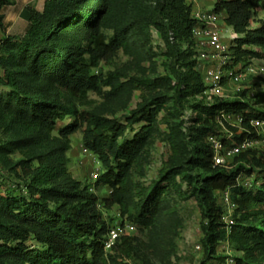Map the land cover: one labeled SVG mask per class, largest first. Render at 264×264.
Here are the masks:
<instances>
[{"label":"trees","instance_id":"trees-1","mask_svg":"<svg viewBox=\"0 0 264 264\" xmlns=\"http://www.w3.org/2000/svg\"><path fill=\"white\" fill-rule=\"evenodd\" d=\"M263 1L215 0L213 10L225 15L226 24L238 34L230 45L233 64L264 55L249 49L264 50V20L251 27ZM14 2L0 0V26L3 7ZM134 2L45 0L42 11L28 9L29 26L23 36L1 40L0 158L8 161V171L20 182L12 190L3 191L0 185V264H118L112 252L129 255L133 238L121 236L107 253L111 227L103 209L116 205L121 223L151 226L168 207L166 194L181 190L178 176L201 209L204 261L226 264L217 248L228 242L240 253L233 264H264V161L253 152L237 156L235 167L214 165L208 140L223 134L218 122L222 112L241 113L249 127L247 119L264 120V111L248 102L205 100L193 36L197 22L189 0H136V6ZM117 5L124 13L108 36L105 24ZM152 30L164 44L165 74L121 81L116 72L95 73L102 59L135 35L136 52L149 59ZM132 88L144 95L125 122L81 108L90 91L110 99ZM161 90L172 92V97L167 99ZM186 109L190 120H178ZM162 110L169 158L156 182L136 187L132 169ZM77 131L102 167L94 185L111 189L106 203L68 168L70 136ZM247 135L235 138L240 141ZM16 153L22 156L10 161ZM255 167L262 169V182L249 188L242 176ZM228 190L235 207L230 223L217 200V191Z\"/></svg>","mask_w":264,"mask_h":264},{"label":"rangeland","instance_id":"rangeland-1","mask_svg":"<svg viewBox=\"0 0 264 264\" xmlns=\"http://www.w3.org/2000/svg\"><path fill=\"white\" fill-rule=\"evenodd\" d=\"M189 2L199 9L212 10L214 7V0H189ZM134 3L136 6V0ZM123 9V6L117 5L116 11L106 22L105 32L108 36L113 34L112 24L115 19H119L122 12L124 13ZM262 20H264V1L252 19L251 27H258ZM226 30L227 28L225 27L224 40L231 43L228 38L232 36L233 30L228 29L227 32ZM234 37H238V34ZM148 48H151V57L149 59L137 53L135 35L131 37L126 46L119 48L107 58L102 59L95 73L99 71L105 74L116 72L119 74L121 81H128L136 77L154 79L158 75L165 74V48L161 36L156 30H152L151 43ZM249 49L264 54L263 48L252 46ZM196 50L201 64H211L208 61V57L211 56L209 51L201 46H196ZM230 61L232 63L230 62L226 68L234 67L231 56ZM240 64L243 66L251 64L255 68L256 73L247 75L241 82H228L218 94L211 98L206 95L205 100L213 102L215 99H224L230 102H248L264 111V96L262 95L264 94V55L248 56ZM0 73H2L1 69ZM108 89L109 87H104V90ZM160 92L167 94L163 90ZM143 95L142 90L132 88L109 99L94 91H90L88 92L86 103L81 108L94 110L106 117L118 118L125 122L126 117L142 101ZM171 97L172 92L166 95L167 99ZM167 106L170 107L171 102H168ZM178 116V120H186L187 122L191 118V111L186 109L185 113H179ZM218 122H220L222 133L230 136V142L236 141L235 136L238 134L234 130L239 129V126H233L223 118H218ZM154 125L153 136L132 169V177L136 187H147L156 182L170 155V147L165 140V134L168 129L165 123L164 110L159 113L157 122ZM70 138L73 142V150L71 149L68 153L70 160L68 168L70 172L75 178L80 179L84 185H89L92 191L100 197V200L106 203L111 189L94 185L97 177H93V174H100L102 169L100 163H97L93 156L83 153L81 131L73 133ZM21 156L20 153H16L10 155L9 159L14 162ZM8 166V161L0 158V185L3 191L15 189L16 184L20 182L14 171H8ZM235 166L236 159L226 168ZM261 170L260 167H255L252 174L246 173L242 176L244 184L249 188L255 185L259 186L263 177ZM178 182L182 185L181 190L174 188L166 194L165 200L168 207L159 215L156 221L151 226L139 227L136 225V228L131 231L130 236L133 238L134 250L129 255L122 252H112V254L116 255L118 264H224L219 260L204 261L201 246L203 238L201 209L197 200L190 196L182 176H178ZM217 200L225 211L224 219L226 222H232L235 207L231 199V192L229 190L226 192L217 191ZM103 212V217L111 228L122 221L118 214L119 208L116 205L106 206ZM198 246L201 247L198 248ZM106 251L111 253L110 250ZM217 251L226 260V264H233L234 257L240 254L228 242L221 243Z\"/></svg>","mask_w":264,"mask_h":264},{"label":"built area","instance_id":"built-area-1","mask_svg":"<svg viewBox=\"0 0 264 264\" xmlns=\"http://www.w3.org/2000/svg\"><path fill=\"white\" fill-rule=\"evenodd\" d=\"M192 15L197 22L193 29L196 46H201L211 53V56L208 57V61L211 64L208 65L201 64L200 58L198 57L201 77L206 86L205 94L209 98L218 94L228 82H241L247 75L256 73L255 68L251 64L243 66L238 63L233 64L234 67L232 68H226L231 62V43L224 40V28H227L226 32L232 28L226 24L225 15L216 13L213 9H199L194 6ZM234 35L235 33L233 32L232 36H229L228 39L232 41L235 38H233ZM219 118H223L233 126H239V129L235 131L238 135L243 133H247L248 135L240 141L236 140L233 142H230V136L224 134L210 136L208 140L214 151V165L228 167L240 154L253 152L264 161L263 119L253 117L247 119L249 123L248 127L243 124L245 117L241 113L222 112ZM83 153L93 156V159L98 163L95 155L85 146H83ZM98 176L99 173L93 174V177ZM134 228H136V224L127 220L113 226L108 232L105 249L111 250L113 244L119 237L125 235L130 236ZM200 247L198 246V248Z\"/></svg>","mask_w":264,"mask_h":264},{"label":"crops","instance_id":"crops-1","mask_svg":"<svg viewBox=\"0 0 264 264\" xmlns=\"http://www.w3.org/2000/svg\"><path fill=\"white\" fill-rule=\"evenodd\" d=\"M44 3L45 0H15L13 4L3 7L4 18L0 26V42L9 36H23L29 26L30 13L28 9L34 8L42 11Z\"/></svg>","mask_w":264,"mask_h":264}]
</instances>
